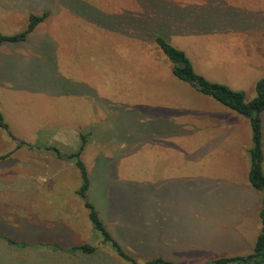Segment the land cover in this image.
Returning a JSON list of instances; mask_svg holds the SVG:
<instances>
[{
    "label": "rangeland",
    "instance_id": "rangeland-1",
    "mask_svg": "<svg viewBox=\"0 0 264 264\" xmlns=\"http://www.w3.org/2000/svg\"><path fill=\"white\" fill-rule=\"evenodd\" d=\"M86 1L82 3L89 10L77 3L73 15L55 5L60 12L49 23L50 37L33 38L45 75L59 85V92L66 87L70 94L35 104L15 85L0 82V114L8 132L38 147L52 146L47 135L55 126L75 128L79 134L74 139L86 136L80 159L104 194L99 217L137 263L162 258L206 264L251 254L261 229L264 193L248 182L249 122L173 77L170 62L147 37L150 32L141 29L163 28L170 35L164 38L184 52L195 73L243 92L249 102L264 78V10H259L264 0ZM24 2L0 0V34L13 36L26 29L31 13L23 10ZM212 3L223 16L213 18L196 9ZM183 7L191 14L186 19ZM79 8L102 15L94 23ZM5 43L0 54L2 64H12L9 72L14 66L21 69L24 61L33 62L31 48L17 52L20 59L8 56ZM261 119L264 155V112ZM8 132H0V156L9 157L0 159V165L8 161L13 177L38 175L43 190L28 204L31 216L14 208L9 216V210H0L7 236L16 233L17 243L30 246L18 250V256L5 254L0 264H128L93 229L75 194L81 182L74 162L42 149H17L18 141ZM74 146L55 148L71 154L80 140ZM232 241L243 246L235 249ZM82 244L96 251L70 256L52 250Z\"/></svg>",
    "mask_w": 264,
    "mask_h": 264
},
{
    "label": "trees",
    "instance_id": "trees-1",
    "mask_svg": "<svg viewBox=\"0 0 264 264\" xmlns=\"http://www.w3.org/2000/svg\"><path fill=\"white\" fill-rule=\"evenodd\" d=\"M47 17L46 13L41 15L31 14L28 18V25L26 29L13 36H4L0 34V46L4 42H21L24 41L27 35L44 19ZM148 38L156 44L160 51L170 62V70L173 77L180 82L189 85L193 90L199 94L212 98L214 101L223 107L235 112L239 116L246 118L251 130V146L248 150L250 167L248 172V182L250 186L256 190L264 193V173L262 170V163L264 160L262 149V127L261 114L264 111V78L257 81L255 85V97L246 102L245 95L241 91L231 90L229 87L208 81L201 75L194 72L189 59L183 51L173 47L162 35L155 31H150ZM0 128L8 132L7 125L3 122L0 114ZM8 135L16 140L9 132ZM80 146L76 152L71 154H60L59 151L52 146L38 147L29 145L23 141L17 142V149L25 147L28 150L42 149L44 151L53 152L57 159L73 161L80 175V187L75 191L76 196L82 201L84 208L87 211L88 219L93 229L99 232L104 242L110 243L111 248L116 255L128 264H174L163 260L162 258L150 259L143 263H137L131 256L127 255L117 242L107 232L102 220L99 217L93 204L87 198V191L90 186L89 176L85 165L80 159L84 145L86 144V136L79 135ZM259 219L261 223V231L256 239L253 252L243 257L222 258L207 262L206 264H264V197L262 199V207L259 212ZM0 240L4 241L11 247L24 250L30 247L24 243H17L7 239L0 234ZM52 250L60 251L65 255L76 256L77 254H91L96 251V248L88 245H76L69 249H60L53 246Z\"/></svg>",
    "mask_w": 264,
    "mask_h": 264
},
{
    "label": "crops",
    "instance_id": "crops-1",
    "mask_svg": "<svg viewBox=\"0 0 264 264\" xmlns=\"http://www.w3.org/2000/svg\"><path fill=\"white\" fill-rule=\"evenodd\" d=\"M20 1H25L24 4L22 5L23 10H28L27 12H29L31 14L34 13V15H41L43 13H46L47 17L44 19L43 22L38 24L27 35V37L24 41L14 42V43H10V42L5 43L7 46L6 49L8 52V56L13 55L10 57L16 56L17 58L21 59L20 53H17V52L25 51L26 49L31 48V50L35 53V58H34L32 63L27 64L24 61V64H23L21 69L15 68V66H14L13 69L10 71V72H12L10 74L9 67L12 64L10 66H7L6 64H2L1 54H0V69H2L0 71V73H5V71H6L5 74L0 75V82H3L5 84L7 83L8 85H10V84L15 85L19 94H29V97L32 98L31 101H34L35 104L37 103L38 100H42V99L47 100L45 103H50L52 101V99H49L48 97L57 99L58 96L68 95V94H70V92H69V89H66V87L59 92V85L56 83H55L56 85L52 84L51 80L48 79V77H50V76L45 75V73L42 69L41 52H40V49H39L37 43H35V45L33 44V38H36L39 35L45 36L46 38L50 37V33L47 34L49 32V27H50L49 23L52 20H54V19H52V17L56 18V15H58L57 13L60 12V9L55 8V5H56V7L66 9L71 15H73V12L71 9L77 3H81L83 5L84 9H87V10H89V9L87 7H85L84 3H82V1H86V0H79V2H77L76 0H61V3L63 6L59 3V0H19V2ZM236 4L238 5L239 3H236ZM243 4L248 5L249 7L253 6V5H250L251 2H249V3L244 2ZM173 5H175V4H173ZM173 5L171 4V6H170V8L173 11H175V12L181 11L178 9L177 5H175V6H173ZM182 9H183L182 12L184 14V19H186V16H188V17L191 16V14L189 12L185 11L184 7ZM196 9H200L201 11L206 12L208 16L213 17V18L214 17L218 18V17L223 16V15H220L221 13L219 14V12H218V14L215 13L216 11L214 10L215 6L213 3L210 4L209 7L200 6V7H197ZM259 10H264V9L259 8ZM77 12L80 15H82L83 18L88 19L89 21H93L94 23H96V19H95L96 15H100V16L102 15V13L99 14V11L96 12L94 10H93V13L95 15L86 14V13H84V11L81 8H79L77 10ZM175 15L176 14H174V16ZM232 21H237V19L230 20V22H232ZM159 22L164 23V20L163 21L160 20ZM157 27H158L157 29H155V30L153 29L151 31H155L158 34L162 35L163 37L164 36H168V37L170 36L168 33H166V31L163 30V28L160 29L159 26H157ZM141 31L146 32V33L150 32L148 29H144V28H142ZM125 32H127V31H125ZM127 33H129V34H126V35H131L132 32H127ZM137 49H135V50H137ZM139 49L141 50L144 48H143V46H140ZM141 52L144 53L147 51L144 50ZM158 52H160V49ZM158 52L157 51L154 52V55H158V60H160L163 63L164 59L161 55L162 52L161 53H158ZM52 61H53V58H52ZM168 64H169V62L165 60V65H168ZM29 67H31V69H34V71H36L35 75L31 74V69L28 71L27 74L23 73V70H25ZM44 82H45V88L42 85V83H44ZM19 89H21L25 92H20ZM0 112L3 115L1 108H0ZM4 123L7 125L5 120H4ZM262 128H263V123H262ZM74 129L75 128H73L72 126H66V127H63L59 130L57 128V126H55L54 129H52L50 131V134L47 135V137L48 136L51 137L50 139L52 141L51 142L52 146L57 147L58 149L59 148H67L70 146L75 147L74 145H77V142L79 143V139L75 138L76 139L75 140L74 137H78L79 133L75 132ZM0 132H5V131L0 129ZM41 143H44V142H41ZM48 146H51V145H48ZM5 156H0L1 157L0 159L6 160L9 158L8 156L7 157H5ZM24 163L26 164V166ZM24 163H21V165L24 168L28 167L29 163L28 162H24ZM9 166L10 165H9L8 161H4L2 163V165H0V202H2V205L0 206V210H4L6 208V210H9L6 215L9 216L10 210L14 208V209H18L16 211H19V212H21L23 210L25 212V214L28 213L27 215L31 216L29 214V212H27L28 204L31 203V200L33 199V197L35 195H37L39 192H42L43 188L41 186H38L39 185L38 181L41 180L43 183V179H40L41 177H39L38 175H34V174L24 175V176H19V177L10 176ZM47 179L48 178H46L45 180H47ZM89 181H90V186H89V189L87 191V198L93 204V206L95 207L98 214H100L99 211L102 210V207L104 206V204H103L104 203V194L101 191L100 184L95 185L96 183H94L91 180V178H89ZM106 198H107V193H106ZM9 208H11V209H9ZM1 215H2V213H0V216ZM258 218H259V214H258ZM100 219H101V216H100ZM259 221H260V219H259ZM260 228H261V223H260ZM260 231H261V229H260ZM260 231H259V233H260ZM0 234L3 235L4 237H6L7 239H10V240L15 241V242L17 241L16 240L17 239L16 233L10 232L9 234L11 237H8L7 236L8 233L5 232L3 226H0ZM232 243H233L235 249H240L243 246L242 243H239L237 241H232ZM18 250H20V249H16L15 247H11L8 244H6L4 241L0 240V258H3L4 255L7 253H9L11 255L15 254L18 256Z\"/></svg>",
    "mask_w": 264,
    "mask_h": 264
}]
</instances>
